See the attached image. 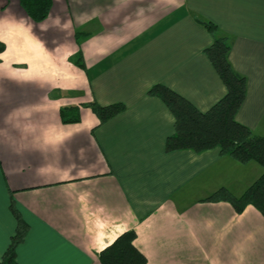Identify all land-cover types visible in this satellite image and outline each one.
Masks as SVG:
<instances>
[{"label": "crops", "instance_id": "obj_1", "mask_svg": "<svg viewBox=\"0 0 264 264\" xmlns=\"http://www.w3.org/2000/svg\"><path fill=\"white\" fill-rule=\"evenodd\" d=\"M198 19L232 40L248 80L237 119L264 135V0H53L42 21L0 0V259L14 201L30 226L20 264H101L131 229L147 264H264V215L208 200L241 195L263 167L219 148L166 152L175 118L148 93L163 83L201 110L226 93ZM92 100L126 109L94 129ZM67 106L78 122L63 121Z\"/></svg>", "mask_w": 264, "mask_h": 264}, {"label": "trees", "instance_id": "obj_2", "mask_svg": "<svg viewBox=\"0 0 264 264\" xmlns=\"http://www.w3.org/2000/svg\"><path fill=\"white\" fill-rule=\"evenodd\" d=\"M23 9L35 21L45 20L51 11L53 0H19ZM203 23L213 41L204 52L226 86V93L209 109H199L191 100L163 84L156 83L148 91L149 95L161 98L172 112L174 130L166 139V152L190 149L196 153L219 148L242 164L257 162L263 167L262 174L250 184L241 195L233 194L228 188L221 187L212 193L208 200L225 201L233 205L239 213L249 205L256 207L264 215V135L255 133L237 119L246 96L247 77L237 71L230 60L232 40L219 33L218 26L212 21ZM6 45L0 40V52ZM77 62L86 68L82 54ZM89 106L99 118L94 129L106 123L126 109V105L115 102L107 105L92 100ZM64 122H78L81 119L79 106H67L61 110ZM11 209L16 217L17 226L10 243L0 259V264H20L17 247L25 240L30 226L24 220L14 201ZM137 232L128 230L118 236L112 244L99 254L101 264H147L146 254L136 245Z\"/></svg>", "mask_w": 264, "mask_h": 264}, {"label": "rangeland", "instance_id": "obj_3", "mask_svg": "<svg viewBox=\"0 0 264 264\" xmlns=\"http://www.w3.org/2000/svg\"><path fill=\"white\" fill-rule=\"evenodd\" d=\"M256 133V132H255Z\"/></svg>", "mask_w": 264, "mask_h": 264}]
</instances>
